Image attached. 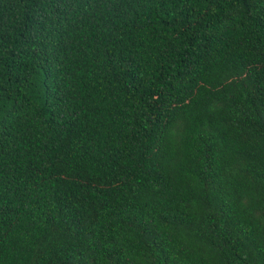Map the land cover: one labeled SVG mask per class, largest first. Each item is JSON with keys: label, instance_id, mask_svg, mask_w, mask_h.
Returning <instances> with one entry per match:
<instances>
[{"label": "trees", "instance_id": "1", "mask_svg": "<svg viewBox=\"0 0 264 264\" xmlns=\"http://www.w3.org/2000/svg\"><path fill=\"white\" fill-rule=\"evenodd\" d=\"M0 264H264V0H0Z\"/></svg>", "mask_w": 264, "mask_h": 264}]
</instances>
